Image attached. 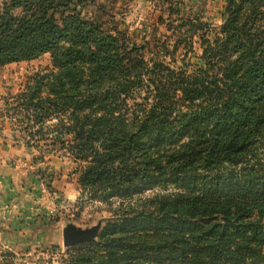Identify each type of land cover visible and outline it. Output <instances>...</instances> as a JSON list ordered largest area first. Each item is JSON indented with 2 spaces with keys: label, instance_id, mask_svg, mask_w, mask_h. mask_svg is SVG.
Here are the masks:
<instances>
[{
  "label": "trees",
  "instance_id": "16d2710c",
  "mask_svg": "<svg viewBox=\"0 0 264 264\" xmlns=\"http://www.w3.org/2000/svg\"><path fill=\"white\" fill-rule=\"evenodd\" d=\"M218 30L189 71L148 62L75 0L3 2L0 67L52 60L16 98L27 146H65L105 200L178 191L122 204L61 264H264V0H236Z\"/></svg>",
  "mask_w": 264,
  "mask_h": 264
},
{
  "label": "rangeland",
  "instance_id": "374dc122",
  "mask_svg": "<svg viewBox=\"0 0 264 264\" xmlns=\"http://www.w3.org/2000/svg\"><path fill=\"white\" fill-rule=\"evenodd\" d=\"M0 0V10L3 2ZM76 9L86 20L103 26L106 32L122 33L128 42L140 48L148 61L164 62L173 68L188 66L194 71L203 65L202 35L213 40L226 18L229 0H75ZM193 24L191 29L189 25ZM201 25H204L202 27ZM182 43L175 50L176 42ZM191 41L192 51L188 48ZM50 54L39 59L0 67V155L11 146L25 151L8 154L1 163L25 175L13 182L12 198L0 191V211L9 223L0 229V264H61L67 257L63 246V228L68 223L87 228L103 222V229L124 204H139L156 195H170L174 187L150 189L132 199L113 197L105 200L93 190L83 191L80 176L83 164L71 157L51 137L36 144L23 131L25 113L16 98L30 77L51 67ZM11 65V64H10ZM48 126L55 125L54 118ZM41 147V148H40ZM11 150V149H10ZM259 152L264 157V145ZM20 171V172H19ZM178 192V191H177ZM102 229V230H103Z\"/></svg>",
  "mask_w": 264,
  "mask_h": 264
},
{
  "label": "water",
  "instance_id": "95a60500",
  "mask_svg": "<svg viewBox=\"0 0 264 264\" xmlns=\"http://www.w3.org/2000/svg\"><path fill=\"white\" fill-rule=\"evenodd\" d=\"M235 1L236 0H229L226 7V16L230 12V7ZM103 222L104 221H99L96 225L87 228L77 226L74 223H68L63 228V246L69 249L82 244L97 242L103 229Z\"/></svg>",
  "mask_w": 264,
  "mask_h": 264
},
{
  "label": "crops",
  "instance_id": "0c3cea01",
  "mask_svg": "<svg viewBox=\"0 0 264 264\" xmlns=\"http://www.w3.org/2000/svg\"><path fill=\"white\" fill-rule=\"evenodd\" d=\"M18 64V63H17ZM12 65H16V63L14 64H11L9 66H12ZM11 149V150H10ZM25 151L24 147L22 146H11V148H8L7 151H5L3 154H8V156L10 157H16L20 154H22L23 152ZM0 152H1V149H0ZM1 153L0 155V191L2 193H4L3 197L4 198H12L13 195H14V192H15V188L13 186V182L14 183H18V181L20 179H23L25 175V171L22 169L20 173H18L17 171H12V170H15V169H19V166H17L16 168L14 169H9L8 166H4L3 164L4 163H1V160L4 156L6 155H3ZM7 214L6 213H1L0 211V229H3V226H5L6 224L9 223V220H5L6 222H4L2 220L3 219H6L7 217Z\"/></svg>",
  "mask_w": 264,
  "mask_h": 264
}]
</instances>
